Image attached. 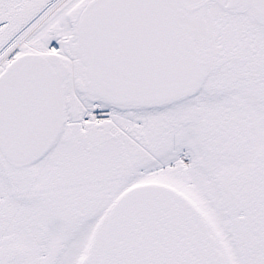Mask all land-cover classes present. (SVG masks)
<instances>
[{"label": "snow or ice", "instance_id": "1", "mask_svg": "<svg viewBox=\"0 0 264 264\" xmlns=\"http://www.w3.org/2000/svg\"><path fill=\"white\" fill-rule=\"evenodd\" d=\"M0 264H264V0H0Z\"/></svg>", "mask_w": 264, "mask_h": 264}]
</instances>
